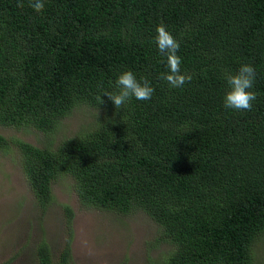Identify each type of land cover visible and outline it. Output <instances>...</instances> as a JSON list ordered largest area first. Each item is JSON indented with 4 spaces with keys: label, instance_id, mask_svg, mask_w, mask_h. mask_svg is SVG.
<instances>
[{
    "label": "trees",
    "instance_id": "1",
    "mask_svg": "<svg viewBox=\"0 0 264 264\" xmlns=\"http://www.w3.org/2000/svg\"><path fill=\"white\" fill-rule=\"evenodd\" d=\"M0 0V126L53 132L77 105L96 109L92 127L54 145L15 146L34 201H53L66 175L80 203L140 210L166 243L161 264H252L264 232V0ZM163 24L178 40L181 72L172 88L155 43ZM256 71L251 111L223 106L226 74ZM131 70L154 88L116 109L104 91ZM101 95L103 103L99 104ZM69 229L72 211L63 204ZM69 238L53 262L44 241L36 264H66Z\"/></svg>",
    "mask_w": 264,
    "mask_h": 264
},
{
    "label": "rangeland",
    "instance_id": "2",
    "mask_svg": "<svg viewBox=\"0 0 264 264\" xmlns=\"http://www.w3.org/2000/svg\"><path fill=\"white\" fill-rule=\"evenodd\" d=\"M98 111L74 107L51 133L31 127H3L0 134L34 146L54 145L66 136L87 131ZM52 203L41 212L22 172L15 146L0 150V264H36L35 247L44 241L53 262L69 238L66 264H161L166 243H152L156 224L142 211L128 214L85 206L72 179L62 175L51 182ZM70 207L69 229L62 205ZM252 264H264V232L251 244Z\"/></svg>",
    "mask_w": 264,
    "mask_h": 264
},
{
    "label": "clouds",
    "instance_id": "3",
    "mask_svg": "<svg viewBox=\"0 0 264 264\" xmlns=\"http://www.w3.org/2000/svg\"><path fill=\"white\" fill-rule=\"evenodd\" d=\"M24 6L23 0H18L17 7L23 8ZM28 6L37 13L45 8L43 0H29ZM156 32L155 43L159 52L166 56L169 69L167 73L161 74L160 79L167 81L172 88H181L186 82L191 81L192 76L181 72L182 59L178 55L180 43L163 24L157 26ZM225 80L228 90L223 98V106L236 111H251L257 97L256 92L252 90L256 80L255 68L249 63L242 64L235 74H226ZM115 83L116 91L102 93L107 95L116 109H120L133 97L137 100H149L154 93L150 82L146 78L138 80L131 70L121 72ZM98 100L99 104L103 103L101 95Z\"/></svg>",
    "mask_w": 264,
    "mask_h": 264
}]
</instances>
